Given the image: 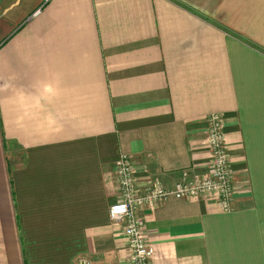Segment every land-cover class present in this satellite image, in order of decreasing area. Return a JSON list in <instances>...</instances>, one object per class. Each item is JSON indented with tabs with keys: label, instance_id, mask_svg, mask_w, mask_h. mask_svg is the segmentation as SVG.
I'll return each mask as SVG.
<instances>
[{
	"label": "crops",
	"instance_id": "crops-1",
	"mask_svg": "<svg viewBox=\"0 0 264 264\" xmlns=\"http://www.w3.org/2000/svg\"><path fill=\"white\" fill-rule=\"evenodd\" d=\"M213 112L234 209L141 210L151 264H264V0H0V264H128L117 155L205 176Z\"/></svg>",
	"mask_w": 264,
	"mask_h": 264
},
{
	"label": "built area",
	"instance_id": "built-area-1",
	"mask_svg": "<svg viewBox=\"0 0 264 264\" xmlns=\"http://www.w3.org/2000/svg\"><path fill=\"white\" fill-rule=\"evenodd\" d=\"M49 0H42V4ZM37 8L34 14L40 12ZM206 136L204 147L210 155L209 171L199 178H190L182 173L179 181L170 188L161 184H152L140 193L136 187L132 160L126 153L120 152L115 161V179L118 198L108 207V219L112 223L123 225L126 241L128 264H151L153 249L147 244L139 212L152 210L170 200H196L214 196L217 206L224 213L233 211L236 186L230 168V158L226 147L223 119L220 113L213 112L206 117ZM77 264H92L81 259Z\"/></svg>",
	"mask_w": 264,
	"mask_h": 264
},
{
	"label": "rangeland",
	"instance_id": "rangeland-1",
	"mask_svg": "<svg viewBox=\"0 0 264 264\" xmlns=\"http://www.w3.org/2000/svg\"><path fill=\"white\" fill-rule=\"evenodd\" d=\"M205 141V140H204ZM207 150V149H206ZM229 154V153H228Z\"/></svg>",
	"mask_w": 264,
	"mask_h": 264
}]
</instances>
